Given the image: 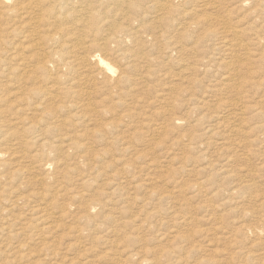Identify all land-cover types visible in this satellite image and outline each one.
I'll list each match as a JSON object with an SVG mask.
<instances>
[{"label":"rangeland","instance_id":"obj_1","mask_svg":"<svg viewBox=\"0 0 264 264\" xmlns=\"http://www.w3.org/2000/svg\"><path fill=\"white\" fill-rule=\"evenodd\" d=\"M245 1L244 0H185V40L187 41L186 43H188L189 41H192L191 38H188L187 35L193 34L195 37V36H197L196 34L207 33L211 29H215L217 31L216 33L219 34V36L224 37L225 35H227V36H225L226 38H229V39L231 37L234 38V36H235L234 31H232V33H231L229 31L223 32L222 30H224V28H223L225 26L224 24L235 26V27L239 28V31H240L238 36L242 38L244 43L247 42V44L246 43L245 44L248 47V53L249 54H242L241 55V53H244L243 49H240L239 51H237L238 53L241 52L240 55L242 57L247 58V60L244 61V62H246V64H242V66L244 65L243 68L241 67V64H240L241 62H239L241 60H239L237 57H235L234 53L230 54V51H227V52L226 51H224V52L220 51L217 54L216 52L218 50H215L214 52L216 53L215 54L216 57H215V55H212L211 66L209 67L208 72H206V73H203V71L190 72V71H188L190 69L188 64L192 61L191 60L192 58H188L186 56L185 57L186 58L185 66H187V67H185V68H188V69H185V72L187 71V74L189 73V76L184 72L186 75L185 76V82L183 83V86H181L182 90L179 93L180 95L178 94L177 98L175 96H171L170 100L166 101L165 97L170 95V94H168L170 92L169 89L171 87H173L174 85H176L177 82H179V83H177V85L181 83L180 75H177L176 78H175L176 75H174V74H176V72H179V69H178L179 67L177 65L178 63L174 64V62L172 63V61H171L172 64L167 65V66L165 65L166 68L163 67V69L165 68L166 70L162 69V72L158 71L159 73L153 78L154 81L161 79L160 81L156 82V84H155V82L153 80L151 82V78L150 79L147 78V79H149L148 83L150 84V88L144 87V86H138L139 90L137 92H135V94L132 97H128V101L135 102L136 97L140 96V98L138 100L139 105L136 102V103H131V105L129 107L132 109L133 107H131V106L134 105V108H135L134 111L136 110L135 111L136 113L133 111V109L132 110L128 109L130 111V112L128 111V114L129 113L131 114L130 117L125 116V117L121 118V114L125 113V111L123 109H125L127 107H125V108L119 107L120 109L118 107H116L117 112L120 111V113H116V109H115L113 115L107 114V115L103 116L104 119H102V120H100L99 116H97L96 118H94V116H92V118H91V116H89V121H88V116H87V121H86L87 123L86 122L83 124L78 123V125L76 123L77 128H79L78 130H81L84 128L85 129H91V130H97L99 128L102 129V127L104 128V126H105L104 124L111 123V124H113V127H114L113 128L114 133L116 132V134H119L118 131L121 132L120 133L121 135L119 134V136H118L120 138L122 137L121 139L113 140V138H112L110 140H106V142L107 143L109 142L110 144L109 143L107 144L106 142L100 141L97 138H93L94 137L93 135L83 137L84 139L83 138L79 139L81 142L83 141V143H85L86 145H89V147H91L93 149L96 148L95 151L97 152V155H94V156L88 155V154H85L86 153L85 151L84 152L81 151L79 153L76 152L77 154L75 155L74 150H69L62 157H61V155H58V157H57L59 160H61V163H59V165L61 167L58 166V164L56 162L51 163V164H49L50 167L48 168L47 171L41 169L37 165V162H34V160L32 161V157H31L32 154H34L35 152H36L35 154L42 153V151H41L42 149L40 146L38 147L37 145H35L38 148L37 147L35 148V146H32V148L34 149L33 150L31 147L27 148L21 144L19 145V142H18L15 145L16 148H14V149H17V151L12 149L9 151V153H12V154H10V155L6 154L5 155V157L3 159L4 160L8 159V160H6V162L4 160L0 161V164H1L0 166H2V168L0 167V178L2 179V180L0 179V209H1L0 210V212H1L0 213V216H1V218H0V225H1L0 226V237H1L0 238V243H1L0 244V255H1L0 256V264H2V263L3 264H8V263L9 264H11V263L12 264H26V263L27 264H34V263L35 264H56V263L57 264H68L70 262H72V264H74V263L75 264H102V263L103 264H148L149 259H152L153 260L152 262L154 264V261H156L157 258H160L159 259L160 264L161 263L162 264H164V263L165 264H180V263L181 264H264V114H263L264 113V100H262V99H264L263 98V96H264V92H263L264 91V81H262L263 80L262 78L264 77L263 76L264 75V65L262 66V64H263L262 62L264 61V55H263L264 54V52H263L264 41H262V40H264V21H263L264 20V5H263L264 0L263 1L262 0H260V1L259 0H254V1L253 0H250V1L245 0ZM206 2H208V3L210 2V3L205 4ZM257 3H259V5ZM203 4H205V5H203ZM253 6H255V8H253ZM186 9H187V11H186ZM188 9H190V10H188ZM256 13H260V15L256 14ZM246 14H250L251 16H249V15L245 16ZM260 19H262V20H260ZM222 20H223V22L224 21L225 22L223 23ZM255 20H256V23L253 24V22H255ZM226 21H227V23H226ZM218 22H220V23H218ZM222 23H223V26H222ZM249 23H250V25H249ZM220 24H221V26H220ZM214 27H217V28H214ZM259 27H261V28H259ZM203 28L205 29V31ZM243 29H244V31H243ZM247 29H249V30H247ZM206 30H208V31H206ZM215 30H214V32H215ZM221 31H222V34L220 33ZM259 33H260V35H258L259 36L258 37L257 34H259ZM261 33H262V35H261ZM228 34H229V36H228ZM242 34H243V36H242ZM193 35L190 37H193ZM260 36L262 38H260ZM251 38H254V39L256 38V40L254 41ZM249 39L252 41L249 42ZM206 41H210V40L208 38H206ZM260 41H261V43H260ZM252 42H253V45L250 44ZM254 42H256V43H254ZM259 44H260V46H259ZM254 45H255V48H254ZM260 51H262V52H260ZM254 52L258 53V54H255ZM221 54H222V56L223 55L224 56L222 57ZM217 56H219V57L221 56V57L219 58ZM227 56H229V57L227 58ZM231 57H233V58H231ZM258 58H260V59H258ZM188 59H189V62H188ZM232 59H233V61H232ZM220 60H222V61L225 60V61L222 64L221 63L222 61H220ZM224 64H225V66H224ZM231 64H232V66H231ZM250 64H251V66H250ZM254 64H255V66H254ZM171 65H172V67H171ZM170 67H171V69H170ZM253 67H255L256 69H253ZM230 68H232V69L230 70ZM245 68H249L250 70L249 69L246 70ZM223 69H224V71H223ZM234 69H236V70H234ZM214 70H215V72H214ZM227 70L230 71L228 74H227V72H228ZM232 71H234V72H232ZM235 71H237V72H235ZM246 71L248 72V75H250V76H247ZM211 72H212V74H211ZM262 72H263V74H262L263 77L261 76ZM219 73H221L220 74L221 77H220ZM245 73H246V75H245ZM252 73L255 74V76L252 75ZM207 74H208V76L211 74V76L208 77V76H206ZM193 75H194V77H192ZM199 75H201L202 77L201 76L199 77ZM222 75H223V77H222ZM166 76H168V77H166ZM169 76H170V78H169ZM246 76L248 79L245 78ZM165 77H166V79H165ZM195 77L197 79H194ZM186 78H187V80H186ZM223 78H224V80H223ZM229 78H231L232 80ZM251 78L255 82H257L255 85H252L255 83L253 80H251V81L249 80ZM167 79H169L170 81H168ZM173 79L175 82L173 81ZM241 79H243L245 81H243ZM229 80H231V81H229ZM248 80H249V82H248ZM161 81L163 83L165 82L167 84L168 89L166 88V85H163L162 83H160ZM192 81L193 82L195 81L194 84ZM228 81L230 82V84L227 83ZM246 81L248 83H250L249 84L250 88L248 86H246V85H248L246 83ZM173 82L175 84H173ZM182 82H183V80H182ZM152 83H154V84H152ZM157 83L160 85L159 87H158ZM219 83H220V86L218 85ZM261 83H262L263 87L260 86ZM227 84H229V85H227ZM231 84H232L231 90H228V89L223 90V88H225V87L230 89ZM234 84L237 87H235ZM239 84H240V86H239ZM211 85H213V86H211ZM169 86H170V88H169ZM210 86L214 87V88H211ZM242 88H243V91L241 90ZM247 88H249V93H251V95L248 93ZM156 89H157V92H156ZM165 89L167 90L166 96H164L165 92H166ZM239 89L242 92L241 94H238V93H240ZM232 90H234L233 93H232ZM214 91H215V93H214ZM226 91H228V93H230V94H228ZM222 92L223 93L225 92V94H223ZM252 92L254 94L258 93L257 95L253 94L256 98L258 97L257 100L252 95ZM5 93H8V92H5ZM220 93H221V95H219ZM173 94H174V92H171V95H173ZM232 94H234V95L232 96ZM237 94H238V96H237ZM216 95H219V98H221V96H222L221 100ZM246 95H248V96H246ZM261 95H262V97H261ZM144 96H145V98H144L145 101L143 99ZM148 96L149 97L151 96V98H147ZM155 96H156V98H155ZM228 96L230 98H232L233 100L230 99ZM0 97H2L3 99L5 97H7L8 100L9 99L11 100V98L8 95H4V97H3V94L1 92H0ZM246 97H247V99H246ZM7 98H5V99H7ZM146 98L148 101L146 100ZM161 98H163V99H161ZM215 98L218 100H216ZM227 98H229V99H227ZM155 99H157V101ZM160 99L163 101H161ZM203 99H205V100H203ZM200 100H203V101H201L202 103L200 102ZM153 101L156 102V103L154 102L156 105L153 103ZM159 101H161V103ZM197 101H199L200 104ZM218 101H220V102L222 101L223 103L222 102L220 103ZM227 101L229 102V104ZM230 101H233V102H230ZM241 101L245 102V104H246V102H248V103L245 106V104L242 103ZM249 101L251 102L252 105L250 104ZM4 103L5 104L7 103V104L4 106ZM140 103H142V105ZM151 103L153 104L152 106H150ZM203 103H204V105H202ZM232 103H234L235 106L237 105V107L242 108V109H239V108L237 109V107H235L234 104L231 105ZM10 104H9V101L1 102L0 108L3 107V109H5V110L1 114L0 124L2 125V123H5L4 124L5 126L2 125L3 126L2 128H4V131L7 129L10 130V133H9L10 136L7 135L6 142L8 141V139H11V138H12L11 139L12 141L10 140V142H14L15 139H16L15 142H17L18 141L17 138L13 137V135L16 136V131L22 133L24 131V127L26 126L25 128H27V126L30 125V122L29 121L24 122L21 120L19 121V119L16 117L12 118V117H14V112H12V109H11L12 106L10 107ZM205 104H206V106H205ZM218 104H220V105L224 104V105L220 106L222 108V110L219 108ZM238 104H239V106H238ZM259 104H261V106ZM172 105H175V107L173 108V110L170 111L172 113H170L171 115H169V112H166V111L171 109ZM241 106H243L245 108H243ZM5 107H7L9 109H7ZM192 108H195V109H192ZM246 108H247V110H245ZM10 109H11V111H10ZM202 109H204V110H202ZM194 110L195 111L199 110V112L200 111L201 112L199 113L197 111L198 112L197 113ZM218 110H221L222 113H220V111L218 112ZM121 111H123L124 113H121ZM236 111H237V113H236ZM223 112H225V113H223ZM231 112L233 114H230ZM246 112H249V113L251 112V113L248 115V113H246ZM260 112H261V114H260ZM125 114H127V113H125ZM217 114H219V115H217ZM220 114H222V115H220ZM172 116L183 117L184 121L180 124H175V126H174L175 128H173V127L169 128L170 129V130H168L169 134L166 133L167 135L166 134L163 135V132L161 131L162 129H160V131H154L157 126L163 127L166 124V122H168L167 119L171 118ZM212 116H214L215 118ZM110 117H112V118L114 117L113 118L114 120ZM218 117L219 118L221 117V118L219 119ZM107 118H109V120ZM134 118L137 120H135ZM241 118H243V119H241ZM91 119L92 120L94 119V120L92 121ZM230 119H231V121H230ZM5 121H7V122H5ZM122 121H125V122H122ZM217 121H218V123H216ZM222 121H223V123H224V121H226L225 122L226 125H225V123L224 124L221 123ZM89 122L92 124H89ZM93 122H96V123H93ZM116 122H119V123H116ZM120 122H121V124L123 123L122 124L123 126L120 124ZM202 122H203V124H202ZM100 123H102V124H100ZM115 123L117 126L114 125ZM129 123H131L132 127L130 126ZM8 124H10V125L8 126ZM88 124L91 126H89ZM126 124H128V125H126ZM215 124H217V125H215ZM228 124H230V125H228ZM244 124L247 126H245ZM11 125H13V126H11ZM76 125H74V127ZM95 125H97V126H95ZM98 125H99V128H97ZM87 126H89V127L87 128ZM94 126H95V128H93ZM177 126H179V127H177ZM215 126H218L217 127L218 129ZM219 126H220V128H219ZM224 126L225 127L227 126V127L225 128ZM72 127L73 126H71V129H70V126H69V129L74 130V128H72ZM115 127H117V128L115 129ZM194 127H195V129H194ZM209 127H212L213 130L209 129ZM245 127H246V129H245ZM12 128L15 129L16 131L13 130ZM67 128H68V126H67ZM128 128H129L128 132H130V130H131L130 133L127 132ZM227 128H229V130ZM125 129H126V132H125ZM134 129H135L136 133L134 131L132 132V130H134ZM215 129H217V130H215ZM221 129L223 131L220 133ZM235 129L236 130L238 129V130L236 131ZM78 130H76V131L78 132ZM148 130H149V132H148ZM194 130H196V131H194ZM233 130H235V131L233 132ZM122 131L125 134L122 135V133H123ZM255 131H258L260 133L258 134V132L256 133ZM189 132H191L192 134L191 133L189 134ZM223 132H225V133H223ZM229 132H231L230 134L231 135L233 134V135L231 136L229 134ZM237 132L238 133L240 132V133L237 134ZM159 133H161V135H159ZM134 134L135 135L138 134L137 136H139L140 138L142 137V138L139 139L137 136L135 137ZM139 134H141V135H139ZM199 134L202 135V137L199 138ZM209 134H211L212 136ZM235 134H236V136H235ZM242 134H243V136H242ZM182 135H184V136L182 137ZM186 135L189 137H186ZM195 135H197V136L195 137ZM208 135H209V137H208ZM245 136H248V137H245ZM124 137H126V138H124ZM145 137H147V138H145ZM71 138H73V137H71ZM153 138H154V140H153ZM187 138H189V140ZM207 138H209V139H207ZM87 139L88 140L90 139V142L87 141ZM91 139H93L92 141H94V142H92V144H90ZM122 139H124V140H122ZM204 139H207V140H204ZM150 140H152V142H153L152 144H150L151 143ZM166 140H167V142H165ZM170 141H171V143H170ZM182 141H184V142H182ZM190 141H191V143H190ZM201 141H203V142H201ZM204 141H206V142H204ZM244 141L247 143H245ZM144 142H145V144L148 142H150V143H148L149 145L148 144L145 145ZM156 142H158V143H156ZM198 142H200V143H198ZM211 142H212V144H211ZM104 143H106V145H103ZM166 143H168V145ZM192 143H193V145H192ZM206 143H208V145ZM101 144L103 147L101 146ZM111 145L113 146V148ZM118 145H119V147H118ZM179 145H180V148H179ZM20 146H22L21 147L22 149L19 148ZM98 146H99V148H98ZM206 146H207V148H206ZM120 147H121V151L119 149ZM181 147L182 148L186 147V149H182ZM203 148H204V150H203ZM27 149H29L30 151ZM112 149H114V150H112ZM26 150H27V152H26ZM38 150H40V151H38ZM100 150H101V152H100ZM118 150H119V153H117ZM12 151H14V152H12ZM33 151H34V153H33ZM105 151H107V152H105ZM111 151H113V152L110 154ZM19 152H20L21 156L18 155ZM114 152H116L118 155L115 154ZM243 152H245V153L243 154ZM57 153H58L57 151H54L55 155H57ZM24 154H26V155H24ZM108 154L111 157H113L115 155L114 157H117V158L114 159V157H113L112 159L117 163H114V161L110 157H108ZM209 154H211V156H209ZM247 154L250 155V157L252 156L253 158H249V156ZM72 155L74 156V158H71ZM207 155L210 157V159L207 158L208 157ZM124 156H125V158H123ZM199 156H200V158H199ZM203 156H205V157H203ZM19 157H21V158H19ZM25 157H26V159H25ZM84 157H86V158H84ZM27 158H28V160H27ZM109 158L112 160V162ZM66 159H67V161H66ZM198 159L200 162L198 161ZM72 160L74 162V166L72 165L73 164ZM213 160H214V162H213ZM62 161H64V162L62 163ZM65 161H66V163H65ZM68 161L72 162L71 165L69 164ZM79 161H81V163ZM85 161H87V162H85ZM94 161H95V163H94ZM98 161H100V162H98ZM107 161H108V164H107ZM209 161H211V162H209ZM11 162H12V164H11ZM25 162L26 163L28 162L27 164L29 166H32V165H34V166L31 167V169L30 168L28 169V166H26L27 164H25ZM101 162H102V164L100 165L99 163H101ZM105 162H106L107 166L105 165ZM84 163H87L86 164L87 166L84 165ZM198 163H200L201 165ZM68 164H69V166L67 167ZM111 164H113L115 166L117 164L119 167L116 166L118 168H115V166H114V169H113V166ZM205 164H207V165H205ZM208 164H211V165H208ZM92 165H94V166H92ZM128 165H130V166L128 167ZM5 166H6V168H5ZM165 166H166V168H165ZM91 167L93 168V170ZM101 167H103V168H101ZM147 167H148V169H147ZM248 167H250V169ZM38 168L40 170L37 171ZM98 168H99V170H97ZM167 168H168V170H167ZM245 168L247 169V171ZM251 168L254 170H251ZM19 169H21V170L19 171ZM12 170H13V172H12ZM42 170L44 171V174L46 173L45 175L43 174ZM89 170H90V172H89ZM111 170H112V172L110 173ZM2 171H4V172H2ZM36 171H37V173H36ZM75 171H77L76 175H75ZM96 171H97V174H96ZM108 171H109V173H108ZM121 171H122V173H120ZM27 172H30L31 174L27 173ZM85 172H88V173H85ZM125 172H126V174H124ZM130 172H132V174L135 173V175L134 174L131 175ZM243 172L245 173V175ZM10 173H11V175H9ZM47 173H49V174H47ZM55 173H57V175H55ZM91 173L94 176L91 175ZM2 174H3V176H2ZM253 174H255V175L253 176ZM21 175H23V177ZM30 175L31 176H33V175L37 176L36 178H38L39 181L41 178H45V180L46 179L47 180L45 181V183H41V182L37 181L38 180L37 179L34 181V183H32V181L29 182V180H28V177H30ZM103 175H105V177ZM248 175H249V177H248ZM54 176L56 179L54 178ZM76 176H78V177L76 178ZM87 176H89V177H87ZM131 176L132 177L134 176V177L132 178ZM141 176H142V178H141ZM7 177L9 178V180H7L8 179ZM58 177H59V179H58ZM81 177L82 178L86 177L87 179L91 178V179H95V180L91 181V179H90L89 184H83V186L79 182L74 183L75 181H80L79 179H81ZM24 178H25V180H23ZM120 178H122V179H120ZM19 179H20V181H18ZM112 179H115L116 181H114ZM177 179H179V180H177ZM196 179L198 180V183L193 182V181H197ZM250 179H251V181H250ZM212 180H213V182H212ZM247 180H249V181H247ZM25 181H27V182H25ZM36 181H37V184L35 183ZM124 181H126V182H124ZM137 181H139L140 183L139 182L137 183ZM1 182H3V183H1ZM22 182H23V184L26 183L28 185H23ZM54 182H55V184L59 183L60 186L62 184V187L67 185V186H70V188H73V186L77 188L80 186V189L82 188L81 190H84L83 191L84 195H86V199L84 198L85 201L87 199L88 200L94 199L97 194H100V197L102 198V200L100 199V204L102 205V207L100 204L97 205L95 207L94 211H92V215L90 216L89 219H85V218L77 219L76 216L74 215L75 213H73V212L75 211L76 207L79 205V202H76L77 204L75 203L74 206H70L72 208V210H74V211L69 213V214H66V216L64 215V217H62L63 215L60 214V211L57 208H52L50 206L49 211L51 212V214L49 217V221L51 223V228L48 231H41V230L37 231L36 229L34 231L33 230L30 231V230L24 229L23 227H25V225L28 226L34 220V215L32 214L33 211H31L33 209L32 207H37V206H41V205L44 206V204H46L45 202H43L45 200L42 198V193H43V191L44 192L46 191L47 187L50 184L54 185ZM120 182H122L123 184ZM127 182H128V184H127ZM242 182H243V184H241ZM244 182H246V183H244ZM8 183L10 185H8ZM18 183H20V184H18ZM1 184H2V186H1ZM13 184H14V186H13ZM30 184H33L35 186V188L33 185H30ZM116 184H118V185H116ZM129 184H132V185H129ZM11 185H12V187H11ZM42 185L44 187H42ZM91 185H92V187H91ZM198 185H200V186H198ZM250 185H251V187H250ZM8 186H10V187H8ZM36 186H38V188H36ZM96 186L98 187V189ZM160 186L162 188H164V191L162 188H159ZM168 187H170V188H168ZM12 188H13V190H12ZM32 188L36 189V191H33L34 194L31 191V190H34ZM39 188H41V190ZM120 188H121V190H120ZM102 189H104V190H102ZM225 189H226V191L227 190L230 191V189L232 191L228 193V191L226 192ZM5 190L6 191L8 190V192L7 193L4 192ZM21 190L24 194L22 192H20ZM179 190H181L180 192H185V193H182V194L178 193ZM29 191H30V193H29ZM35 192H37V193H35ZM94 192L95 193L98 192V193L95 194ZM113 192H115V194H117V195H115ZM119 192H120V194H118ZM129 192H131V193H129ZM168 192H170L172 195L170 193L168 194ZM173 192L177 193L178 195L177 194L175 195V193H173ZM10 193H13V194H10ZM14 193H16V194H14ZM26 193H27V195H26ZM127 193L130 195H128ZM152 193H154V194H152ZM231 193H233V194H231ZM239 193H240V195H239ZM93 194H95V195H93ZM112 194H114L115 196ZM123 194H125L126 196ZM229 194L232 195L233 197H231ZM6 195H8V196L6 197ZM89 195L91 197L93 196L94 198L93 197L88 198ZM3 196H5V198ZM111 196L113 199L111 198ZM162 196H163V198H162ZM167 196H169L168 198H171V199L173 198L175 200L172 201L171 199H168ZM172 196H174V197L176 196V197L174 198ZM183 196H185V197H183ZM38 197H39V199H37ZM105 197H108V198H106L108 201H106ZM6 198H8L9 201ZM126 198L128 200H126ZM182 198H184V199H182ZM26 199H28V200H26ZM33 199H35V200H33ZM61 199L63 200L62 196L59 197L58 200L62 201ZM129 200H130V203H129ZM13 201H15L16 204ZM32 201H33V203H31ZM102 201H104V202L102 203ZM110 201H113V202H110ZM125 201L128 203H126ZM37 202H38V204H37ZM261 202H263V203H261ZM238 203H239V205H238ZM20 204H23V205H20ZM115 204H117V206ZM1 205H2V207H1ZM30 205H31V207H30ZM109 205H111V206H109ZM113 205H115L116 207ZM16 206L18 207V211H17ZM163 207H165V208H163ZM151 209H152V211H151ZM15 210H16V213L14 212L15 213V215H14L13 211H15ZM19 210H20V213H19ZM55 210H57L58 212ZM212 210H214V211H212ZM100 211H101V213H100ZM104 211H106V212H104ZM7 212L8 213L11 212V213L8 214ZM167 212H169V213H167ZM211 212H213V213L210 214ZM103 213H105V214H103ZM115 213H116V215H115ZM161 213H163L164 215ZM166 213H167V216H165ZM31 215H33V216L31 217ZM5 216H7V217H5ZM23 216H26V217H23ZM108 216H111L114 220L108 219L107 218ZM163 216L166 218H164ZM114 217H116L117 219H115ZM58 218H60V219H58ZM138 218L140 219V221ZM118 219H119V221H116ZM135 219L137 221H135ZM20 221H22V222H20ZM19 222L21 223L20 225H19ZM64 222H65V224H64ZM124 222H127L129 224H127V223L123 224ZM130 222L131 223L135 222L136 227H135V225H131ZM155 222L156 223L158 222V223L156 224ZM5 223H6V225L4 226ZM139 223H141V224H139ZM17 224H18V227H17ZM75 224H77V225H75ZM67 227H69V228H67ZM256 227H258V229ZM77 228L81 229L82 231L81 230L76 231L75 229H77ZM251 228L257 229L259 234H258V232H253ZM259 228H261V229L259 230ZM15 229L18 231H16ZM71 229H73V230H71ZM244 229L246 231H243ZM66 230H68V231H66ZM3 231H5V232H3ZM26 231L28 234L26 233ZM20 234L22 237L20 236ZM26 234H27V236H26ZM43 235H45V237ZM182 235L185 236V238H181V237L179 238V236H182ZM244 235H245V237H244ZM9 236L11 238H9ZM15 236H17V237H15ZM39 236H41V237L43 236L44 238L42 237L40 239ZM129 236H131L133 238L137 237V238H142V239L140 242H132L131 244H133V246L130 247L127 245V238ZM236 236H238V237H236ZM249 236H250V238H249ZM2 237L5 240L2 239ZM24 238L25 239L27 238V240H25ZM28 238H30V239H28ZM46 238H47V240H46ZM33 239H35L36 241H34ZM18 240H20V242ZM25 241L26 242L29 241V242L26 243ZM32 241H34V242H32ZM118 242H119V244H118ZM13 243H15V244H13ZM29 243H31V244H29ZM147 243H149V244L147 245ZM180 243H181V245H180ZM4 244H5V246H4ZM20 244H22V245H20ZM42 244L44 246H41ZM6 245H8V246H6ZM19 246H21V247H19ZM36 246H38V247H36ZM45 246H49L50 247L49 249H51V250L49 252H48L49 249L44 250ZM2 247H4V249ZM10 247H12V249H15V251L12 250ZM29 247H30V249H29ZM1 248H2V250H1ZM162 248L165 250H163ZM171 248L176 249V251L172 250ZM17 251L19 254L17 253ZM37 251H39V252H37ZM128 252H131V253H128ZM135 252H137V253L134 254ZM175 252H179V253L175 254ZM160 253H161V255H160ZM6 255H8V256H6ZM12 256H14V257L11 258ZM142 256H146L149 259L142 261L143 260ZM25 257H26V259H24ZM114 257H117V258H114ZM1 258L4 260H2ZM5 258L6 259L8 258V259L5 260ZM57 259L60 260V262ZM28 260H30V261L32 260L34 262L30 263V261H28ZM47 260L48 261L50 260L51 263L48 262ZM65 262H67V263H65Z\"/></svg>","mask_w":264,"mask_h":264},{"label":"bare ground","instance_id":"obj_2","mask_svg":"<svg viewBox=\"0 0 264 264\" xmlns=\"http://www.w3.org/2000/svg\"><path fill=\"white\" fill-rule=\"evenodd\" d=\"M245 1V0H244ZM250 1V0H249ZM254 1V0H253ZM260 1V0H259ZM258 1V2H259ZM263 1V0H262ZM211 2V1H210ZM209 2V3H210ZM238 2V1H237ZM246 2V1H245ZM256 2V1H255ZM254 2V3H255ZM208 2H206L205 4H209ZM213 3V2H212ZM244 3V2H243ZM253 3V2H252ZM251 3V4H252ZM203 4V5H205ZM259 5V3H257ZM245 5V4H244ZM253 5V4H252ZM264 5V3H263ZM238 6V5H237ZM241 6V5H240ZM239 6V7H240ZM251 6V5H250ZM258 7V6H257ZM253 8H255V6H253ZM248 9V8H247ZM246 9V10H247ZM252 9V8H251ZM190 10V9H188ZM245 10V11H246ZM255 10V9H254ZM187 11V9H186ZM251 11V10H250ZM257 11V10H256ZM249 12V11H248ZM252 13V12H251ZM255 14V13H254ZM253 14V15H254ZM259 14L260 13H256ZM204 15V14H203ZM251 16L250 14H246L245 16ZM180 16V17H179ZM244 16V17H245ZM256 16V15H255ZM258 16V15H257ZM231 18V17H230ZM243 18V17H242ZM258 18V17H257ZM244 19V18H243ZM248 19V18H247ZM246 20V19H245ZM244 20V21H245ZM262 20V19H260ZM232 21V20H231ZM230 21V22H231ZM264 21V20H263ZM262 21V22H263ZM223 22V20H222ZM225 22V21H224ZM223 22V23H224ZM235 22V21H234ZM237 22V21H236ZM250 22V21H249ZM220 23V22H218ZM222 23V26H223ZM227 23V21H226ZM233 23V22H232ZM242 23V22H241ZM256 23L253 22V24ZM229 24V23H228ZM234 24V23H233ZM225 26L223 27L224 30H222L223 32H231L234 31L235 36L234 38H226L225 35L223 36H219V34H217L215 29H211L209 32L207 33H199L196 34L197 36L194 37H190L192 35H187L188 38H191L192 41H189L188 43H186L187 41L185 40V0H0V92L4 95H8L11 100L7 97V99H3L2 97H0V104L1 102H5V101H9L10 107L12 106V112H14V117L12 118H18L19 121H29L30 125L27 126V128L24 127V131L18 132L16 131V136L13 135V137L17 138V142L16 139L14 142H10V140L12 139H8L7 140V135H9L10 130L6 129L4 131V128H2L5 123H2V125L0 124V161L4 160L3 158L5 157L6 154H12L9 153L10 150H16L14 149L16 148L15 145L19 142V145H23L25 147H31L37 145L38 147H41V151L42 153L39 154H35L34 151L32 154V161L34 160V162H37V165L47 171L48 168L50 167L49 164L51 163H57L58 166L59 163H61V160H59L57 157L58 155H61V157L67 153V151L69 150H74L75 151V155L81 151H85V154L88 155H97V152L95 151V149L89 147V145H86L85 143H83V141L81 142L79 139L83 138V137H87V136H91L93 135V138H97L100 141L106 142V140H110L113 138V140H119L121 139L119 136V134L121 133L120 131L119 134H116V132H113V124L111 123H106L104 124V128L102 127L99 128V125L97 128V130H91V129H81L78 130L79 128H77L78 123L79 124H83L87 121V116H88V121H89V116H94V118H96L97 116H99L100 120L104 119L103 116L107 115V114H112L114 113L116 107H122L125 108L123 109L125 111V114L123 111H121V118L122 117H130L131 114H128V109L131 103H138V100L140 98V96L136 97L135 102L133 101H128V97H132L135 92H137L139 90L138 86H144V87H148L150 88V84L148 83L149 79L151 78V82L153 80V78L159 73L158 71L162 72L163 67H165V65H170L174 62V64L178 65V69L179 72H176L175 78L177 77V75H180L181 78V83L177 85H174L173 87L170 88L169 86V90L170 92L168 94L167 97H165V100H170L171 96H175L176 98L178 97V94L181 92L183 83L185 82V73L187 74V71L185 72V68L187 66H185L186 63V56L188 58H192L191 62L188 64L189 66V70L190 72H200L203 71V73L208 72L209 67L211 66V61H212V55H215L216 53L218 54L220 51H230V54L235 55V57H237L239 60V62H241V67L243 68L244 65L242 66V64H246V62H244L245 60H247V58L242 57V54H249L248 53V47L246 46L247 42L244 43V41L242 40L241 37H239V28L232 26V25H227L224 24ZM240 25V24H239ZM243 25V24H242ZM250 25V23H249ZM221 26V24H220ZM238 26V25H237ZM257 26V25H256ZM239 27V26H238ZM217 28V27H214ZM243 28V27H242ZM247 28V27H246ZM256 28V27H255ZM261 28V27H259ZM204 29V28H203ZM219 29V28H218ZM257 29V28H256ZM215 30V32H214ZM242 30V29H241ZM249 30V29H247ZM251 30V29H250ZM253 30V29H252ZM258 30V29H257ZM256 30V31H257ZM205 31V29H204ZM208 31V30H206ZM222 31L220 32L222 34ZM244 31V29H243ZM225 32V33H226ZM246 32V31H245ZM252 32V31H251ZM250 32V33H251ZM255 33V32H254ZM258 33V32H257ZM263 33V32H262ZM261 33V35H262ZM231 35V34H230ZM233 35V34H232ZM260 35L257 34V36ZM229 36V34H228ZM243 36V34H242ZM245 36V35H244ZM250 37V36H249ZM259 37V36H258ZM257 37V38H258ZM206 38H208L210 41H206ZM260 38H262L260 36ZM244 39V38H243ZM254 41L256 40V38H251ZM252 40L249 39V42H251ZM264 41V40H262ZM210 42V43H209ZM256 43V42H254ZM261 43V41H260ZM209 44V45H208ZM253 45V42L250 43ZM263 44V43H262ZM256 45V44H255ZM254 45V48H255ZM260 46V44H259ZM210 47V48H209ZM262 48V47H261ZM211 49V50H210ZM240 49H243L244 53H238L237 51H239ZM215 50H218L216 53L214 52ZM257 50V49H256ZM257 52V51H256ZM262 52V51H260ZM264 52V50H263ZM255 53V52H254ZM224 54V53H223ZM258 54V53H255ZM254 54V55H255ZM261 55V54H260ZM264 55V54H263ZM222 56V54H221ZM220 56V57H221ZM224 56V55H223ZM222 56V57H223ZM247 56V55H246ZM262 56V55H261ZM216 57V55H215ZM219 57V56H217ZM219 57V58H220ZM229 56H227L228 58ZM255 57V56H254ZM233 58V57H231ZM218 59V58H217ZM260 59V58H258ZM257 59V60H258ZM226 60V59H225ZM224 60V61H225ZM230 60V59H229ZM249 60V59H248ZM172 61V63H171ZM218 61V60H217ZM222 61V60H220ZM222 61L221 63L223 64ZM228 61V60H227ZM231 61V60H230ZM233 61V59H232ZM189 62V59H188ZM235 62V61H234ZM250 62V61H249ZM213 63V62H212ZM215 63V62H214ZM220 63V64H221ZM232 63V62H231ZM251 63V62H250ZM261 63V62H260ZM262 66L264 65V61L262 62ZM173 64V65H174ZM186 64V65H187ZM219 64V63H218ZM229 64V63H228ZM215 65V64H214ZM234 65V64H233ZM225 66V64H224ZM232 66V64H231ZM230 66V67H231ZM238 66V65H237ZM249 66V65H248ZM251 66V64H250ZM253 66V65H252ZM255 66V64H254ZM261 66V65H260ZM169 67V66H168ZM172 67V65H171ZM170 67V69H171ZM234 67V66H233ZM232 67V68H233ZM240 67V66H239ZM247 67V66H246ZM258 67V66H257ZM166 68V67H165ZM164 68V69H165ZM175 68V67H174ZM214 68V67H213ZM230 68V70L232 69ZM241 68V69H242ZM163 69V70H164ZM176 69V68H175ZM229 69V68H228ZM239 69V68H238ZM246 70H248L249 68H245ZM253 69H256L255 67H253ZM166 70V69H165ZM192 70V71H191ZM236 70V69H234ZM240 70V69H239ZM250 70V69H249ZM170 71V70H169ZM176 71V70H175ZM224 71V69H223ZM222 71V72H223ZM228 71V70H227ZM238 71V70H237ZM235 71V72H237ZM244 71V70H243ZM262 71V70H261ZM168 72V71H167ZM185 72V73H184ZM215 72V70H214ZM213 72V73H214ZM221 72V71H220ZM230 71L227 72V74ZM234 72V71H232ZM240 72V71H239ZM242 72V71H241ZM259 72V71H258ZM169 73V72H168ZM174 73V72H173ZM202 73V74H203ZM224 73V72H223ZM247 76L248 72L246 71ZM245 73V75H246ZM166 74V73H165ZM198 74V73H197ZM196 74V75H197ZM212 74V72H211ZM211 74L208 76V74L206 76L210 77ZM218 74V73H217ZM221 73H219L220 75ZM226 74V75H227ZM231 74V73H230ZM236 74V73H235ZM260 74V73H259ZM263 72L261 73L262 76ZM189 76V73L187 74ZM192 75V74H191ZM239 75V74H238ZM244 75V76H245ZM252 75L255 76V74L252 73ZM172 76V75H171ZM201 75H199L200 77ZM230 76V75H229ZM228 76V77H229ZM247 76L245 78H247ZM260 76V75H259ZM264 76V75H263ZM262 76V77H263ZM168 77V76H166ZM165 77V79H166ZM194 77V75L192 76ZM198 77V78H199ZM202 77V76H201ZM221 77V75H220ZM223 77V75H222ZM227 77V78H228ZM242 77V76H241ZM149 78V79H147ZM164 78V77H163ZM170 78V76H169ZM172 78V77H171ZM174 78V79H175ZM179 78V77H178ZM189 78V77H188ZM205 78V77H204ZM232 78V77H231ZM229 78V79H231ZM234 78V77H233ZM238 78V77H237ZM260 78V77H259ZM158 79V78H157ZM173 79V81H174ZM194 79H197L196 77ZM203 79V78H202ZM201 79V80H202ZM248 79V78H247ZM264 81V77L262 78ZM6 80V81H5ZM161 79H158L155 82L160 81ZM168 81H170L169 79H167ZM183 80V82H182ZM187 80V78H186ZM204 80V79H203ZM224 80V78H223ZM228 80V79H227ZM232 80V79H231ZM229 80V81H231ZM243 80V79H241ZM250 81L253 80L252 78L249 79ZM248 80V82H249ZM227 82L230 84V82ZM240 81V80H239ZM245 81V80H243ZM254 81V80H253ZM259 81V80H258ZM6 82V83H5ZM172 82V81H171ZM175 82V81H174ZM173 82V84H175ZM191 82V81H190ZM193 82V81H192ZM195 82V81H194ZM193 82V84H194ZM202 82V81H201ZM222 82V81H221ZM220 82V83H221ZM235 82V81H234ZM233 82V83H234ZM237 82V81H236ZM246 81V83L249 87V84ZM255 82V81H254ZM163 85H166V88L168 89L167 84L164 82H160ZM170 83V82H169ZM220 83L218 84L220 86ZM257 82H255L252 85H255ZM263 83V82H262ZM262 83L260 86H262ZM154 84V83H152ZM202 84V83H201ZM227 84V85H229ZM260 84V83H259ZM158 87L160 86L157 83ZM185 85V84H184ZM203 85V84H202ZM224 85V84H223ZM222 85V86H223ZM226 85V86H227ZM237 85V84H236ZM243 85V84H242ZM251 85V86H252ZM213 86V85H211ZM210 86V87H211ZM217 86V85H216ZM232 84L230 85V89L229 88H223V90L228 89L231 90ZM235 86V84H234ZM240 86V84H239ZM156 87V86H155ZM163 87V86H162ZM229 87V86H228ZM237 87V86H235ZM263 87V86H262ZM161 88V87H160ZM214 88V87H211ZM210 88V89H211ZM216 88V87H215ZM218 88V87H217ZM222 88V87H221ZM234 88V87H233ZM245 88V87H244ZM250 88V87H249ZM249 88H247L246 90L249 93ZM162 89V88H161ZM220 89V88H219ZM237 89V88H236ZM152 90V89H151ZM160 90V89H159ZM158 90V91H159ZM212 90V89H211ZM238 90V89H237ZM243 91V88L241 89ZM241 90L239 89L241 94ZM261 90V89H260ZM263 90V89H262ZM163 91V90H162ZM165 95L167 93V90L165 89ZM216 91V90H215ZM214 91V93H215ZM219 91V90H218ZM217 91V92H218ZM234 90H232L233 93ZM246 91V92H247ZM252 91V90H251ZM250 91V92H251ZM8 92V93H5ZM157 92V89H156ZM160 92V91H159ZM158 92V93H159ZM171 92H174L173 95H171ZM228 93V91H226ZM254 92V91H253ZM252 92V95L255 93ZM259 92V91H258ZM264 92V91H263ZM157 93V94H158ZM223 93V92H222ZM237 93V92H236ZM160 94V93H159ZM213 94V93H212ZM225 94V92L223 93ZM222 94V95H223ZM230 94V93H228ZM237 94V96H238ZM245 94V93H244ZM251 95V93H249ZM258 93L254 94L257 95ZM261 94V93H260ZM263 94V93H262ZM152 95V94H151ZM161 95V94H160ZM180 95V94H179ZM221 95V93L219 94ZM219 95L218 96L219 98ZM234 94H232L233 96ZM253 95V96H254ZM143 96V95H142ZM153 96V95H152ZM182 96V95H181ZM202 96V95H201ZM200 96V97H201ZM204 96V95H203ZM214 96V95H213ZM236 96V95H235ZM248 96V95H246ZM160 97V96H159ZM158 97V98H159ZM224 97V96H223ZM229 97V96H228ZM250 97V96H249ZM255 97V96H254ZM262 97V95H261ZM145 98V96L143 97V99ZM147 98H151V96L147 97ZM146 98V100H147ZM154 98V97H153ZM156 98V96H155ZM157 98V99H158ZM164 98V97H163ZM161 98V99H163ZM204 98V97H203ZM206 98V97H205ZM222 98V96H221ZM221 98H219L221 100ZM225 98V97H224ZM230 98V97H229ZM227 98V99H229ZM252 98V97H251ZM256 98V97H255ZM258 98V97H257ZM256 98V100H257ZM264 98V96H263ZM157 99H155L157 101ZM160 99V100H161ZM199 99V98H198ZM216 99V98H215ZM226 99V98H225ZM232 99V98H230ZM247 99V97H246ZM249 99V98H248ZM253 99V98H252ZM205 100V99H203ZM203 100H200L203 101ZM218 100V99H216ZM223 100V99H222ZM233 100V99H232ZM236 100V99H235ZM255 100V101H256ZM264 100V99H262ZM145 101V99H144ZM148 101V100H147ZM163 101V100H161ZM161 101H159L161 103ZM226 101V100H225ZM238 101V100H237ZM236 101V102H237ZM240 101V100H239ZM248 101V100H247ZM261 101V100H260ZM140 102V101H139ZM155 101H153L154 103ZM158 102V103H159ZM199 103V101H197ZM207 102V101H206ZM220 102V101H218ZM222 102V101H221ZM220 102V103H221ZM228 102V101H227ZM233 102V101H230ZM242 103L245 104V102L241 101ZM250 102V101H249ZM257 102V101H256ZM148 103V102H147ZM156 103V102H155ZM154 103V104H155ZM159 103V104H160ZM202 103V102H201ZM223 103V102H222ZM225 103V102H224ZM235 103V102H234ZM234 103H232L231 105H233ZM248 102H246L247 104ZM254 103V102H253ZM7 104V103H6ZM4 103V106L6 105ZM142 105V103H140ZM170 104V103H169ZM197 104V103H196ZM200 104V103H199ZM229 104V102H228ZM245 104V106H246ZM251 104V102H250ZM139 105V103H138ZM153 104L151 103L150 106H152ZM156 105V104H155ZM164 105V104H163ZM198 105V104H197ZM204 105V103L202 104ZM219 108L222 110V108L220 107L221 105L224 104H218ZM252 105V104H251ZM261 106V104H259ZM136 106V105H135ZM167 106V105H166ZM171 106V105H170ZM206 106V104H205ZM235 106V104H234ZM239 106V104H238ZM258 106V105H257ZM1 107V105H0ZM133 107V111H134V105L131 106ZM137 107V106H136ZM175 107V105H172L171 109H169L166 112H169V115H171L170 112L171 110H173V108ZM228 107V106H227ZM237 107V105L235 106ZM243 107V106H241ZM7 108V107H5ZM121 108V109H122ZM167 108V107H166ZM205 108V107H204ZM218 108V109H219ZM224 108V107H223ZM231 108V107H230ZM239 107H237L238 109ZM245 108V107H243ZM262 108V107H261ZM9 109V108H7ZM10 109V111H11ZM120 109V108H119ZM131 109V110H132ZM195 109V108H192ZM236 109V108H235ZM242 109V108H239ZM5 109L0 108V119H1V114L4 112ZM204 110V109H202ZM221 110H218V112ZM224 110V109H223ZM229 110V109H228ZM247 110V108L245 109ZM257 110V109H256ZM7 111V110H6ZM136 111V110H135ZM134 111V112H135ZM195 111V110H194ZM199 112V110H197ZM195 111V112H197ZM227 111V110H226ZM225 111V112H226ZM231 111V110H230ZM250 111V110H249ZM130 112V111H129ZM140 112V111H139ZM197 112V113H198ZM201 112V111H200ZM199 112V113H200ZM223 112V113H225ZM235 112V111H234ZM241 112V111H240ZM257 112V111H256ZM6 113V112H5ZM10 113V112H9ZM116 113H120L117 112L116 109ZM136 113V112H135ZM237 113V111H236ZM245 113V112H244ZM248 113V115L251 113ZM253 113V112H252ZM7 114V113H6ZM5 114V115H6ZM134 114V113H133ZM216 114V113H215ZM230 114H233L232 112ZM258 114V113H257ZM256 114V115H257ZM261 114V112H260ZM264 114V113H263ZM4 115V116H5ZM219 115V114H217ZM222 115V114H220ZM229 115V114H228ZM117 116V115H116ZM138 116V115H137ZM236 116V115H235ZM7 117V116H6ZM214 117V116H212ZM238 117V116H237ZM240 117V116H239ZM243 117V116H242ZM5 118V117H4ZM112 118V117H110ZM114 118V117H113ZM112 118V119H113ZM120 118V117H119ZM215 118V117H214ZM219 118V117H218ZM221 118V117H220ZM219 118V119H220ZM225 118V117H224ZM233 118V117H232ZM250 118V117H249ZM109 120V118H107ZM117 119V118H116ZM133 119V118H132ZM135 119V118H134ZM183 117H178V116H172L171 118H168V122H166V124L162 127V126H157L155 128L154 131H160V129H162L161 131L164 134H169L168 130H170L169 128H175V124H180L182 123L184 120ZM218 119V120H219ZM229 119V118H228ZM236 119V118H235ZM243 119V118H241ZM92 120V119H91ZM94 120V119H93ZM92 120V121H93ZM111 120V119H110ZM114 120V119H113ZM118 120V119H117ZM124 120V119H123ZM137 120V119H135ZM216 120V119H215ZM214 120V121H215ZM224 120V119H223ZM18 121V120H17ZM96 121V120H95ZM129 121V120H128ZM231 121V119H230ZM237 121V120H236ZM246 121V120H245ZM7 122V121H5ZM91 122V121H90ZM89 124H92L90 123ZM125 122V121H122ZM226 121H224L225 123ZM21 123V122H20ZM77 123V125H76ZM87 123V122H86ZM96 123V122H93ZM113 123V122H112ZM119 123V122H116ZM116 123L114 124L115 126ZM163 123V122H162ZM218 123V121L216 122ZM223 123V121L221 122ZM223 123V124H224ZM228 123V122H227ZM233 123V122H232ZM231 123V124H232ZM243 123V122H242ZM241 123V124H242ZM249 123V122H248ZM247 123V124H248ZM15 124V123H14ZM28 124V123H27ZM88 124V125H89ZM102 124V123H100ZM121 124V122H120ZM123 124V123H122ZM121 124V125H122ZM125 124V123H124ZM130 126L132 127L131 123H129ZM203 124V122H202ZM10 124H8L9 126ZM74 125H76L74 127ZM86 125V124H85ZM94 125V124H93ZM128 125V124H126ZM135 125V124H134ZM163 125V124H162ZM217 125V124H215ZM226 125V123H225ZM230 125V124H228ZM245 125V124H244ZM250 125V124H249ZM5 126V125H4ZM7 126V127H8ZM13 126V125H11ZM68 126V128H67ZM71 126H73L72 128H74V130H70ZM91 126V125H89ZM87 126V128L89 127ZM97 126V125H95ZM95 126L93 128H95ZM103 126V125H102ZM123 126V125H122ZM125 126V125H124ZM137 126V125H136ZM209 126V125H208ZM238 126V125H237ZM247 126V125H245ZM83 127V126H82ZM86 127V126H85ZM126 127V126H125ZM128 127V126H127ZM179 127V126H177ZM181 127V126H180ZM216 128L218 126H215ZM214 127V128H215ZM225 127V126H224ZM227 127V126H226ZM225 127V128H226ZM229 127V126H228ZM242 127V126H241ZM252 127V126H251ZM9 128V127H8ZM77 128V129H76ZM117 127H115L116 129ZM130 128V127H129ZM129 128L127 130V132L129 131ZM136 128V127H135ZM220 128V126H219ZM237 128V127H236ZM249 128V127H248ZM78 130V132L76 130ZM157 129V130H156ZM178 129V128H177ZM181 129V128H180ZM195 129V127H194ZM209 129L213 130L212 127H209ZM218 129V128H217ZM215 129V130H217ZM229 130V128H227ZM226 129V130H227ZM232 129V128H231ZM230 129V130H231ZM243 129V128H242ZM246 129V127H245ZM20 130V129H19ZM208 130V129H207ZM214 130V131H215ZM220 130V129H219ZM227 130V131H228ZM236 130V129H235ZM233 130V132L235 131ZM238 130V129H237ZM236 130V131H237ZM244 130V129H243ZM116 131V130H115ZM135 132V129L132 130V132ZM139 131V130H138ZM184 131V130H183ZM190 131V130H189ZM193 131V130H192ZM196 131V130H194ZM223 130L221 129L220 133ZM225 131V130H224ZM226 131V132H227ZM241 131V130H240ZM247 131V130H246ZM123 132V131H122ZM126 132V129H125ZM131 132V130H130ZM128 132V133H130ZM149 132V130H148ZM185 132V131H184ZM198 132V131H197ZM218 132V131H217ZM216 132V133H217ZM232 132V131H231ZM229 132V134L231 133ZM256 133L258 131H255ZM157 133V132H156ZM191 132H189L190 134ZM208 133V132H207ZM210 133V132H209ZM219 133V134H220ZM225 133V132H223ZM240 133V132H239ZM237 132V134H239ZM255 133V134H256ZM260 132H258L259 134ZM13 134V133H12ZM125 134L124 132L122 133V135ZM127 134V133H126ZM158 134V133H157ZM156 134V135H157ZM166 134V135H167ZM183 134V133H182ZM186 134V133H185ZM188 134V135H189ZM192 134V133H191ZM197 134V133H196ZM121 135V134H120ZM129 135V134H128ZM132 135V134H131ZM130 135V136H131ZM135 135V134H134ZM138 135V134H137ZM135 135V137L137 136ZM141 135V134H139ZM148 135V134H147ZM159 135H161V133H159ZM205 135V134H204ZM211 135V134H209ZM208 135V137H209ZM225 135V134H224ZM231 135V134H230ZM233 135V134H232ZM231 135V136H232ZM10 136V135H9ZM143 136V135H142ZM158 136V135H157ZM184 135H182L183 137ZM190 136V135H189ZM186 135V137H189ZM193 136V135H192ZM197 135H195L196 137ZM212 136V135H211ZM210 136V137H211ZM236 136V134H235ZM243 136V134H242ZM73 137V138H71ZM139 139H141L139 136H137ZM156 137V136H155ZM154 137V138H155ZM160 137V136H159ZM172 137V136H171ZM174 137V136H173ZM176 137V136H175ZM179 137V136H178ZM191 137V136H190ZM202 137V135L199 134V138ZM248 137V136H245ZM244 137V138H245ZM253 137V136H252ZM9 138V137H8ZM126 138V137H124ZM144 138V137H143ZM147 138V137H145ZM153 138V140H154ZM168 138V137H167ZM181 138V137H180ZM243 138V137H242ZM84 139V138H83ZM132 139V138H131ZM130 139V140H131ZM169 139V138H168ZM167 139V140H168ZM189 140V138H187ZM202 139V138H201ZM209 139V138H207ZM204 139V140H207ZM247 139V138H246ZM93 139H91V143L94 142L92 141ZM124 140V139H122ZM127 140V139H126ZM129 140V141H130ZM137 140V139H136ZM167 140L165 142H167ZM171 140V139H170ZM12 141V140H11ZM87 141L90 142V139ZM150 144H152V140H150ZM209 141V140H208ZM86 142V141H85ZM114 142V141H113ZM117 142V141H116ZM122 142V141H121ZM184 142V141H182ZM203 142V141H201ZM206 142V141H204ZM242 142V141H241ZM245 142V141H244ZM107 143V142H106ZM106 143H104L103 145H106ZM109 143V142H108ZM107 143V144H108ZM112 143V142H111ZM119 143V142H118ZM125 143V142H124ZM146 143V144H148ZM158 143V142H156ZM171 143V141H170ZM169 143V144H170ZM191 143V141H190ZM200 143V142H198ZM209 143V142H208ZM208 143H206L208 145ZM247 143V142H245ZM88 144V143H87ZM110 144V143H109ZM145 144V142H144ZM145 144V145H146ZM161 144V143H160ZM168 145V143H166ZM177 144V143H176ZM189 144V143H188ZM197 144V143H196ZM212 144V142H211ZM121 145V144H120ZM149 145V144H148ZM154 145V144H153ZM156 145V144H155ZM183 145V144H182ZM190 145V144H189ZM193 145V143H192ZM195 145V144H194ZM245 145V144H244ZM35 146V148L37 147ZM91 146V145H90ZM102 146V144H101ZM108 146V145H107ZM106 146V147H107ZM112 146V145H111ZM110 146V147H111ZM124 146V145H123ZM126 146V145H125ZM196 146V145H195ZM246 146V145H245ZM248 146V145H247ZM22 146H20L19 148H21ZM37 147V148H38ZM103 147V146H102ZM109 147V146H108ZM119 147V145H118ZM149 147V146H148ZM169 147V146H168ZM187 147V146H186ZM182 148V149H186ZM189 147V146H188ZM99 148V146H98ZM113 148V146H112ZM180 148V145H179ZM198 148V147H197ZM207 148V146H206ZM205 148V149H206ZM22 149V148H21ZM33 149V148H32ZM121 151V147L119 148ZM29 150V149H27ZM26 150V152H27ZM34 150V149H33ZM114 150V149H112ZM124 150V149H123ZM127 150V149H126ZM165 150V149H164ZM170 150V149H169ZM188 150V149H187ZM197 150V149H196ZM204 150V148H203ZM23 151V150H22ZM30 151V150H29ZM36 151V150H35ZM40 151V150H38ZM37 151V152H38ZM54 151H57V155L54 154ZM243 151V150H242ZM14 152V151H12ZM21 152V151H20ZM20 155L21 156V154ZM77 152V153H76ZM101 152V150H100ZM107 152V151H105ZM109 152V151H108ZM113 151L110 152V154ZM199 152V151H198ZM202 152V151H201ZM246 152V151H245ZM243 152V154L245 153ZM25 153V152H24ZM29 153V152H28ZM72 153V152H71ZM115 154L119 153V150L116 152H114ZM249 153V152H248ZM16 154V153H15ZM30 154V155H31ZM100 154V153H99ZM23 155V154H22ZM26 155V154H24ZM118 155V154H117ZM121 155V154H120ZM204 155V154H203ZM246 155V154H245ZM248 155V154H247ZM12 156V155H11ZM66 156V155H65ZM86 156V155H85ZM102 156V155H101ZM115 156V155H114ZM113 156V157H114ZM208 156V155H207ZM209 156H211V154H209ZM207 157L210 159V157ZM249 158H253L252 156L250 157V155H248ZM29 157V156H28ZM60 157V158H61ZM88 157V156H87ZM111 159L113 157L109 156ZM205 157V156H203ZM21 158V157H19ZM64 158V157H63ZM71 158H74V156L72 155ZM80 158V157H79ZM86 158V157H84ZM92 158V157H91ZM107 158V157H106ZM109 158V159H110ZM117 157H114V159ZM120 158V157H119ZM125 158V156L123 157ZM200 158V156H199ZM212 158V157H211ZM26 159V157H25ZM58 159V160H57ZM70 159V158H69ZM68 159V160H69ZM81 159V158H80ZM89 159V158H88ZM102 159V158H101ZM110 159V160H111ZM121 159V158H120ZM215 159V158H214ZM8 160V159H6ZM6 160H4L6 162ZM14 160V159H13ZM22 160V159H21ZM28 160V158H27ZM31 160V159H30ZM65 160V159H64ZM79 160V159H78ZM108 160V159H107ZM113 160V159H112ZM111 160V162H112ZM122 160V159H121ZM203 160V159H202ZM10 161V160H9ZM19 161V160H18ZM17 161V162H18ZM67 161V159H66ZM65 161V163H66ZM75 161V160H74ZM102 161V160H101ZM104 161V160H103ZM109 161V160H108ZM107 161V164H108ZM114 161V160H113ZM125 161V160H124ZM199 161V159H198ZM29 162V161H28ZM27 162V163H28ZM64 161H62L63 163ZM69 162V161H68ZM73 162V160H72ZM72 162H69V164L71 165ZM78 162V161H77ZM81 163V161H79ZM87 162V161H85ZM100 162V161H98ZM123 162V161H122ZM200 162V161H199ZM211 162V161H209ZM214 162V160H213ZM9 163V162H8ZM21 163V162H20ZM19 163V164H20ZM23 163V162H22ZM25 162V164H27ZM90 163V162H89ZM95 163V161H94ZM97 163V162H96ZM114 163H117L114 161ZM119 163V162H118ZM126 163V162H125ZM124 163V164H125ZM197 163V162H196ZM12 164V162H11ZM10 164V165H11ZM69 164L67 165V167L69 166ZM87 163H84V165H86ZM100 165L102 164L99 163ZM106 162L105 165L107 166ZM200 164V163H198ZM213 164V163H212ZM1 165V164H0ZM15 165V164H14ZM23 165V164H22ZM31 165V164H30ZM74 166V162L72 164ZM77 165V164H76ZM104 165V164H103ZM114 166L113 164H111ZM120 165V164H119ZM122 165V164H121ZM154 165V164H153ZM201 165V164H200ZM199 165V166H200ZM203 165V164H202ZM207 165V164H205ZM211 165V164H208ZM9 166V165H8ZM12 166V165H11ZM10 166V167H11ZM18 166V165H17ZM20 166V165H19ZM28 166V169L32 166H29L28 164L26 165ZM87 166V165H86ZM94 166V165H92ZM116 166H118L116 164ZM115 168H118L116 167ZM130 165H128L129 167ZM195 166V165H194ZM2 168V166H0ZM4 167V166H3ZM15 167V166H14ZM13 167V168H14ZM61 167V166H60ZM63 167V166H62ZM72 167V166H71ZM81 167V166H80ZM100 167V166H99ZM132 167V166H131ZM151 167V166H150ZM198 167V166H197ZM201 167V166H200ZM206 167V166H205ZM6 168V166H5ZM9 168V167H8ZM16 168V167H15ZM14 168V169H15ZM24 168V167H23ZM54 168V167H53ZM56 168V167H55ZM79 168V167H78ZM82 168V167H81ZM92 168V167H91ZM103 168V167H101ZM107 168V167H106ZM153 168V167H152ZM166 168V166H165ZM164 168V169H165ZM250 169V167H248ZM17 169V168H16ZM15 169V170H16ZM25 169V168H24ZM27 169V168H26ZM66 169V168H65ZM112 169V170H113ZM140 169V168H139ZM148 169V167H147ZM198 169V168H197ZM207 169V168H206ZM243 169V168H242ZM246 169V168H245ZM257 169V168H256ZM259 169V168H258ZM14 170V171H15ZM21 169H19L20 171ZM35 170V169H34ZM40 170L39 168L37 169V171ZM42 170V171H43ZM85 170V169H84ZM93 170V168H92ZM99 170V168L97 169ZM112 170L110 171V173L112 172ZM124 170V169H123ZM150 170V169H149ZM168 170V168H167ZM171 170V169H170ZM251 170H254L251 168ZM250 170V171H251ZM5 171V170H4ZM2 171V172H4ZM30 171V170H29ZM36 171V173H37ZM88 171V170H87ZM101 171V170H100ZM99 171V172H100ZM164 171V170H163ZM197 171V170H196ZM225 171V170H224ZM247 171V169H246ZM257 171V170H256ZM1 172V173H2ZM8 172V171H7ZM13 172V170H12ZM11 172V173H12ZM54 172V171H53ZM60 172V171H59ZM75 171V175H76ZM90 172V170H89ZM103 172V171H102ZM198 172V171H197ZM227 172V171H226ZM229 172V171H228ZM11 173L9 175H11ZM30 173V172H27ZM26 173V174H27ZM83 173V172H82ZM88 173V172H85ZM105 173V172H104ZM107 173V172H106ZM109 173V171H108ZM122 173V171L120 172ZM131 175H135V173L132 174V172H130ZM137 173V172H136ZM244 173V172H243ZM249 173V172H248ZM5 174V173H4ZM7 174V173H6ZM15 174V173H14ZM31 174V173H30ZM44 174V171H43ZM46 174V173H45ZM44 174V175H45ZM49 174V173H47ZM79 174V173H78ZM95 174V173H94ZM97 174V171H96ZM101 174V173H100ZM126 174V172L124 173ZM123 174V175H124ZM226 174V173H225ZM24 175V174H23ZM23 175H21L23 177ZM43 175V176H44ZM55 175H57V173H55ZM70 175V174H69ZM72 175V174H71ZM88 175V174H87ZM91 175H93L91 173ZM122 175V176H123ZM128 175V174H127ZM227 175V174H226ZM225 175V176H226ZM229 175V174H228ZM245 175V173H244ZM243 175V176H244ZM255 174H253L254 176ZM3 176V174H2ZM42 176V177H43ZM64 176V175H63ZM62 176V177H63ZM79 176V175H78ZM76 176V178L78 177ZM81 176V175H80ZM94 176V175H93ZM105 177V175H103ZM120 176V175H119ZM130 176V175H129ZM128 176V177H129ZM218 176V175H217ZM239 176V175H238ZM19 177V176H18ZM37 176H31L28 177L29 182L32 181V183H34L35 180H37L38 178H36ZM39 177V176H38ZM46 177V176H45ZM89 177V176H87ZM91 177V176H90ZM132 177V176H131ZM134 177V176H133ZM132 177V178H133ZM240 177V176H239ZM249 177V175H248ZM8 178V177H7ZM55 178V176H54ZM69 178V177H68ZM73 178V177H72ZM107 178V177H106ZM142 178V176H141ZM140 178V179H141ZM253 178V177H252ZM1 179V178H0ZM49 179V178H48ZM56 179V178H55ZM59 179V177H58ZM57 179V180H58ZM62 179V178H61ZM60 179V180H61ZM91 179V178H90ZM90 179L82 178L79 179L80 181H75L74 183H80L82 184H89ZM97 179V178H96ZM122 179V178H120ZM144 179V178H143ZM200 179V178H199ZM249 179V178H248ZM2 180V179H1ZM9 180V178L7 179ZM25 180V178L23 179ZM27 180V181H28ZM47 180V179H46ZM45 178H41L40 181L39 179L37 181L41 182V183H45ZM95 180V179H91ZM106 180V179H105ZM108 180V179H107ZM110 180V179H109ZM114 181H116L115 179H112ZM124 180V179H123ZM139 180V179H138ZM176 180V179H175ZM179 180V179H177ZM197 180V179H196ZM204 180V179H203ZM206 180V179H205ZM20 181V179L18 180ZM25 181V182H27ZM37 181L35 182L37 184ZM55 181V180H54ZM119 181V180H118ZM130 181V180H129ZM128 181V182H129ZM183 181V180H182ZM200 181V180H199ZM241 181V180H240ZM244 181V180H243ZM249 181V180H247ZM246 181V182H247ZM251 181V179H250ZM6 182V181H5ZM28 182V183H29ZM57 182V181H56ZM97 182V181H96ZM100 182V181H99ZM102 182V181H101ZM126 182V181H124ZM127 182V184H128ZM139 181H137L138 183ZM174 182V181H173ZM194 183L197 181H193ZM192 182V183H193ZM205 182V181H204ZM213 182V180H212ZM215 182V181H214ZM222 182V181H221ZM244 182V183H246ZM253 182V181H252ZM3 183V182H1ZM21 183V182H20ZM18 183V184H20ZM47 183V182H46ZM103 183V182H102ZM122 183V182H120ZM134 183V182H133ZM140 183V182H139ZM180 183V182H179ZM185 183V182H184ZM201 183V182H200ZM5 184V183H4ZM7 184V183H6ZM16 184V183H15ZM23 184V182H22ZM35 184V185H36ZM49 184V183H48ZM73 184V183H72ZM112 184V183H111ZM123 184V183H122ZM126 184V183H125ZM178 184V183H177ZM182 184V183H181ZM203 184V183H202ZM243 184V182L241 183ZM8 185H10L8 183ZM23 185H28L26 183H24ZM33 185V184H30ZM44 185V184H43ZM42 185V187H44ZM94 185V184H93ZM101 185V184H100ZM103 185V184H102ZM118 185V184H116ZM132 185V184H129ZM226 185V184H225ZM2 186V184H1ZM7 186V185H6ZM14 186V184H13ZM17 186V185H16ZM19 186V185H18ZM34 186V185H33ZM178 186V185H177ZM200 186V185H198ZM203 186V185H202ZM229 186V185H228ZM241 186V185H240ZM10 187V186H8ZM12 187V185H11ZM30 187V186H29ZM28 187V188H29ZM32 187V186H31ZM41 187V186H40ZM92 187V185H91ZM97 187V186H96ZM114 187V186H113ZM112 187V188H113ZM116 187V186H115ZM118 187V186H117ZM128 187V186H127ZM181 187V186H180ZM223 187V186H222ZM244 187V186H243ZM246 187V186H245ZM251 187V185H250ZM2 188V187H1ZM4 188V187H3ZM16 188V187H15ZM35 188V186H34ZM32 188V189H34ZM36 188H38V186H36ZM73 186V188H70V186H64L62 187V184L60 186V184H55L54 185H49L46 189V191L42 193V198L45 200L43 202H45L46 204L41 205V206H37V207H32L33 209L31 211H33V215H34V220L31 224H29L28 226L25 225V227H23L24 229L27 230H41V231H48L51 228V223L49 221V217L51 212L49 211L50 206L52 208H57L60 211V214L63 215L62 217H64V215L66 216V214H69L71 212H73L74 210H72V208L70 206H74V204L76 202H79V205L76 207L75 211L73 213H75L74 215L76 216L77 219H81V218H85V219H89L90 216L92 215V211H94L95 207L97 205L100 204V199L102 200V198L100 197V194H97L96 197L91 199V200H84V198L86 199V195H84V190L80 189V186L77 187ZM102 188V187H101ZM100 188V189H101ZM159 188H162L161 186ZM170 188V187H168ZM167 188V189H168ZM239 188V187H238ZM18 189V188H17ZM22 189V188H21ZM41 190V188H39ZM98 189V187H97ZM110 189V188H109ZM114 189V188H113ZM118 189V188H117ZM129 189V188H128ZM132 189V188H131ZM158 189V188H157ZM164 191V188H162ZM166 189V190H167ZM13 190V188H12ZM20 190V189H19ZM23 190V189H22ZM22 190L20 192H22ZM30 190V189H29ZM104 190V189H102ZM106 190V189H105ZM121 190V188H120ZM184 190V189H183ZM182 190V191H183ZM200 190V189H199ZM36 191V189L31 190ZM88 191V190H87ZM86 191V192H87ZM112 191V190H111ZM110 191V192H111ZM116 191V190H115ZM132 191V190H131ZM181 190H179L178 193H185V192H180ZM226 191V189H225ZM224 191V192H225ZM228 191V190H227ZM226 191V192H227ZM232 190L230 189L229 192H231ZM4 192H8V190L4 191ZM127 192V191H126ZM133 192V191H132ZM160 192V191H159ZM172 192V191H171ZM18 193V192H17ZM23 193V192H22ZM21 193V194H22ZM30 193V191H29ZM28 193V194H29ZM37 193V192H35ZM93 193V192H92ZM91 193V194H92ZM115 194V192H113ZM131 193V192H129ZM137 193V192H136ZM151 193V192H150ZM155 193V192H154ZM152 193V194H154ZM165 193V192H164ZM167 193V192H166ZM170 192H168L169 194ZM175 193V192H173ZM221 193V192H220ZM13 194V193H10ZM16 194V193H14ZM19 194V193H18ZM24 194V193H23ZM34 194V192H33ZM88 194V193H87ZM93 194V195H95ZM112 194V195H114ZM120 194V192L118 193ZM128 194V193H127ZM133 194V193H132ZM135 194V193H134ZM157 194V193H156ZM171 194V193H170ZM177 193H175L176 195ZM180 194V195H181ZM233 194V193H231ZM27 195V193H26ZM31 195V194H30ZM40 195V194H39ZM107 195V194H106ZM117 195V194H115ZM114 195V196H115ZM125 195V194H123ZM130 195V194H128ZM172 195V194H171ZM178 195V194H177ZM225 195V194H224ZM230 195V194H229ZM240 195V193H239ZM242 195V194H241ZM8 195H6L7 197ZM37 196V195H36ZM63 197L62 201H59V197ZM85 196V197H84ZM120 196V195H119ZM126 196V195H125ZM132 196V195H131ZM161 196V195H160ZM231 197H233L232 195H230ZM5 198V196H3ZM2 197V198H3ZM34 197V196H33ZM91 197L90 195L88 196V198ZM91 197V198H92ZM109 197V196H108ZM108 197H105L108 198ZM122 197V196H121ZM165 197V196H164ZM169 196H167L168 198ZM174 197V196H172ZM176 197V196H175ZM174 197V198H175ZM180 197V196H179ZM185 197V196H183ZM41 198V197H40ZM112 198V196H111ZM148 198V197H147ZM163 198V196H162ZM178 198V197H177ZM8 199V198H6ZM15 199V198H14ZM13 199V200H14ZM36 199V198H35ZM33 199V200H35ZM39 199V197L37 198ZM42 199V200H43ZM113 199V198H112ZM116 199V198H115ZM131 199V198H130ZM154 199V198H153ZM171 199V198H168ZM184 199V198H182ZM28 200V199H26ZM126 200H128L126 198ZM172 201L175 199H171ZM238 200V199H237ZM9 201V199H8ZM38 201V200H37ZM106 201H108L106 199ZM124 201V200H123ZM168 201V200H167ZM180 201V200H179ZM15 203V201H13ZM25 202V201H24ZM30 202V201H29ZM104 201H102L103 203ZM113 202V201H110ZM109 202V203H110ZM126 202V201H125ZM11 203V202H10ZM33 203V201L31 202ZM30 203V204H31ZM40 203V202H39ZM128 203V202H126ZM130 203V200H129ZM165 203V202H164ZM169 203V202H168ZM240 203V202H239ZM238 203V205H239ZM263 203V202H261ZM16 204V203H15ZM14 204V205H15ZM29 204V203H28ZM38 204V202H37ZM77 204V203H76ZM112 204V203H111ZM181 204V203H180ZM218 204V203H217ZM216 204V205H217ZM241 204V203H240ZM6 205V204H5ZM13 205V204H12ZM23 205V204H20ZM101 205V204H100ZM105 205V204H104ZM103 205V206H104ZM117 206V204H115ZM113 205V206H115ZM9 206V205H8ZM34 206V205H33ZM111 206V205H109ZM112 206V207H113ZM115 206V207H116ZM215 206V205H214ZM2 207V205H1ZM4 207V206H3ZM13 207V206H12ZM11 207V208H12ZM17 207V206H16ZM15 207V208H16ZM31 207V205H30ZM99 207V206H98ZM102 207V205H101ZM9 208V207H8ZM21 208V207H20ZM27 208V207H26ZM29 208V207H28ZM51 208V209H52ZM108 208V207H107ZM165 208V207H163ZM101 209V208H100ZM116 209V208H115ZM217 209V208H216ZM1 210V209H0ZM10 210V209H9ZM104 210V209H103ZM3 211V210H2ZM17 211H18V207H17ZM23 211V210H22ZM27 211V210H26ZM57 211V210H55ZM110 211V210H109ZM113 211V210H112ZM152 211V209H151ZM150 211V212H151ZM214 211V210H212ZM16 213V210L13 211V213ZM29 212V211H28ZM58 212V211H57ZM106 212V211H104ZM108 212V211H107ZM158 212V211H157ZM1 213V212H0ZM8 213V212H7ZM11 213V212H10ZM8 213V214H10ZM14 213V215H15ZM20 213V210H19ZM18 213V214H19ZM23 213V212H22ZM26 213V212H25ZM72 213V214H73ZM101 213V211H100ZM169 213V212H167ZM167 213L165 216H167ZM213 212H211L210 214H212ZM105 214V213H103ZM107 214V213H106ZM110 214V213H109ZM113 214V213H112ZM163 214V213H161ZM4 215V214H3ZM2 215V216H3ZM12 215V214H11ZM10 215V216H11ZM24 215V214H23ZM31 215V217L33 216ZM116 215V213H115ZM160 215V214H159ZM164 215V214H163ZM169 215V214H168ZM30 216V215H29ZM28 216V217H29ZM72 216V215H71ZM78 216V217H77ZM153 216V215H152ZM7 217V216H5ZM4 217V218H5ZM13 217V216H12ZM26 217V216H23ZM27 217V218H28ZM52 217V216H51ZM103 217V216H102ZM141 217V216H140ZM139 217V218H140ZM164 217V216H163ZM1 218V216H0ZM21 218V217H20ZM26 218V219H27ZM53 218V217H52ZM75 218V217H74ZM108 219H112L114 220L111 216L107 217ZM115 219H117L116 217H114ZM138 218V219H139ZM162 218V217H161ZM166 218V217H164ZM8 219V218H7ZM18 219V218H17ZM23 219V218H22ZM21 219V220H22ZM25 219V220H26ZM60 219V218H58ZM57 219V220H58ZM99 219V218H98ZM5 220V219H4ZM3 220V221H4ZM14 220V219H13ZM12 220V221H13ZM56 220V221H57ZM143 220V219H142ZM27 221V220H26ZM53 221V220H52ZM63 221V220H62ZM116 221H119L116 220ZM135 221H137L135 219ZM140 221V219H139ZM144 221V220H143ZM142 221V222H143ZM11 222V221H10ZM22 222V221H20ZM19 222V225L21 224ZM25 222V221H24ZM28 222V221H27ZM58 222V221H57ZM132 222V221H131ZM130 222V223H131ZM185 222V221H184ZM53 223V222H52ZM127 222H124L123 224H126ZM152 223V222H151ZM156 223V222H155ZM158 223V222H157ZM156 223V224H157ZM2 224V223H1ZM27 224V223H26ZM65 224V222H64ZM129 224V223H127ZM141 224V223H139ZM185 224V223H184ZM6 225V223L4 224V226ZM10 225V224H9ZM77 225V224H75ZM74 225V226H75ZM131 225H135V222L131 223ZM160 225V224H159ZM1 226V225H0ZM11 226V225H10ZM9 226V227H10ZM138 226V225H137ZM12 227V226H11ZM18 227V224H17ZM22 227V226H21ZM122 227V226H121ZM136 227V225H135ZM15 228V227H14ZM69 228V227H67ZM117 228V227H116ZM115 228V229H116ZM128 228V227H127ZM258 229V227H256ZM23 229V230H24ZM66 229V228H65ZM74 229V228H73ZM71 229V230H73ZM252 229V228H251ZM257 229H252L253 232H258ZM261 228H259L260 230ZM7 230V229H6ZM16 230V229H15ZM20 230V229H19ZM77 230H81L79 228L75 229ZM9 231V230H8ZM7 231V232H8ZM18 231V230H16ZM22 231V230H21ZM68 231V230H66ZM82 231V230H81ZM243 231H246L245 229ZM5 232V231H3ZM15 232V231H14ZM36 232V231H35ZM12 233V232H11ZM25 233V232H24ZM27 233V231H26ZM2 234V233H1ZM28 234V233H27ZM26 234V236H27ZM259 234V232H258ZM4 235V234H3ZM6 235V234H5ZM23 235V234H22ZM35 235V234H34ZM39 235V234H38ZM37 235V236H38ZM41 235V234H40ZM184 235V234H183ZM179 236V238H185V236ZM237 235V234H236ZM11 236V235H10ZM9 236V238H11ZM21 236V234H20ZM19 236V237H20ZM25 236V237H26ZM45 237V235H43ZM42 236V237H43ZM255 236V235H254ZM258 236V235H257ZM260 236V235H259ZM17 237V236H15ZM22 237V236H21ZM20 237V238H21ZM40 239L42 238L41 236H39ZM43 237V238H44ZM238 237V236H236ZM245 237V235H244ZM1 238V237H0ZM14 238V237H13ZM19 238V239H20ZM250 238V236H249ZM254 238V237H253ZM2 239H4L2 237ZM25 239V238H24ZM30 239V238H28ZM142 238H137V237H131L129 236L127 238V245L128 246H133V244H131L132 242H140ZM5 240V239H4ZM22 240V239H21ZM27 240V238L25 239ZM34 241H36L35 239H33ZM43 240V239H42ZM41 240V241H42ZM45 240V239H44ZM47 240V238H46ZM7 241V240H6ZM5 241V242H6ZM20 242V240H18ZM32 241V242H34ZM39 241V240H38ZM18 242V243H19ZM26 242V241H25ZM29 241H27L26 243H28ZM4 243V242H3ZM10 243V242H9ZM8 243V244H9ZM24 243V242H23ZM145 243V242H144ZM182 243V242H181ZM180 243V245H181ZM1 244V243H0ZM15 244V243H13ZM17 244V243H16ZM31 244V243H29ZM44 244V243H43ZM41 246H44V245ZM48 244V243H47ZM119 244V242H118ZM149 243H147L148 245ZM22 245V244H20ZM27 245V244H26ZM37 245V244H36ZM5 246V244H4ZM8 246V245H6ZM12 246V245H11ZM15 246V245H14ZM32 246V245H31ZM30 246V247H31ZM17 247V246H16ZM21 247V246H19ZM29 247V249H30ZM38 247V246H36ZM120 247V246H119ZM172 247V246H171ZM4 249V247H2ZM1 248V250H2ZM12 249V247H10ZM15 248V247H14ZM50 247L49 246H45L44 250H48ZM129 248V247H128ZM185 248V247H184ZM17 249V248H16ZM28 249V248H27ZM36 249V248H35ZM38 249V248H37ZM163 249V248H162ZM172 249V248H171ZM10 250V249H9ZM15 251V249H12ZM51 249L48 250V252ZM57 250V249H56ZM165 250V249H163ZM175 250L176 249H172ZM32 251V250H31ZM35 251V250H34ZM53 251V250H52ZM13 252V251H12ZM22 252V251H21ZM36 252V251H35ZM39 252V251H37ZM169 252V251H168ZM171 252V251H170ZM173 252V251H172ZM184 252V251H183ZM18 253V251H17ZM45 253V252H44ZM55 253V252H54ZM53 253V254H54ZM131 253V252H128ZM137 252H135L134 254H136ZM178 254L179 252H175V254ZM15 254V253H14ZM19 254V253H18ZM22 254V253H21ZM49 254V253H48ZM168 254V253H167ZM181 254V253H180ZM185 254V253H184ZM16 255V254H15ZM47 255V254H46ZM123 255V254H122ZM129 255V254H128ZM161 255V253H160ZM1 256V255H0ZM8 256V255H6ZM5 256V257H6ZM27 256V255H26ZM127 256V255H126ZM132 256V255H131ZM181 256V255H180ZM205 256V255H204ZM14 256H12L11 258H13ZM20 257V256H19ZM60 257V256H59ZM118 257V256H117ZM114 257V258H117ZM123 257V256H122ZM166 257V256H165ZM171 257V256H170ZM39 258V257H38ZM41 258V257H40ZM113 258V259H114ZM126 258V257H125ZM176 258V257H175ZM2 259V258H1ZM8 259V258H7ZM5 258V260H7ZM16 259V258H15ZM14 259V260H15ZM23 259V258H22ZM26 259V257L24 258ZM33 259V258H32ZM142 261L148 260L149 258L146 256H142ZM159 259L157 258L156 261H154V264H158L159 263ZM4 260V259H2ZM58 260V259H57ZM116 260V259H115ZM184 260V259H183ZM30 261V260H28ZM36 261V260H35ZM39 261V260H38ZM37 261V262H38ZM48 261V260H47ZM52 261V260H51ZM56 261V260H55ZM60 262V260H58ZM152 259L148 260V264H153ZM173 261V260H172ZM185 261V260H184ZM34 261H30V263H33ZM50 262V260L48 261ZM62 262V261H61ZM21 263V262H20ZM51 263V262H50ZM64 263V262H63ZM67 263V262H65ZM175 263V262H174ZM184 263V262H183ZM3 264V263H2ZM9 264V263H8ZM12 264V263H11ZM27 264V263H26ZM35 264V263H34ZM57 264V263H56ZM68 264H72V262L68 263ZM75 264V263H74ZM103 264V263H102ZM160 264V263H159ZM162 264V263H161ZM165 264V263H164ZM181 264V263H180Z\"/></svg>","mask_w":264,"mask_h":264}]
</instances>
